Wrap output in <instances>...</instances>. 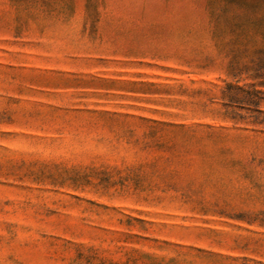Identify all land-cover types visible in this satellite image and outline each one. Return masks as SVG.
I'll use <instances>...</instances> for the list:
<instances>
[{
	"label": "rangeland",
	"instance_id": "rangeland-1",
	"mask_svg": "<svg viewBox=\"0 0 264 264\" xmlns=\"http://www.w3.org/2000/svg\"><path fill=\"white\" fill-rule=\"evenodd\" d=\"M0 264H264V0H0Z\"/></svg>",
	"mask_w": 264,
	"mask_h": 264
}]
</instances>
